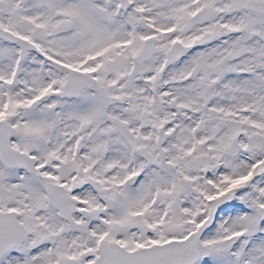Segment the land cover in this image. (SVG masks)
Returning a JSON list of instances; mask_svg holds the SVG:
<instances>
[{
    "label": "snow or ice",
    "instance_id": "1",
    "mask_svg": "<svg viewBox=\"0 0 264 264\" xmlns=\"http://www.w3.org/2000/svg\"><path fill=\"white\" fill-rule=\"evenodd\" d=\"M0 264H264V0H0Z\"/></svg>",
    "mask_w": 264,
    "mask_h": 264
}]
</instances>
